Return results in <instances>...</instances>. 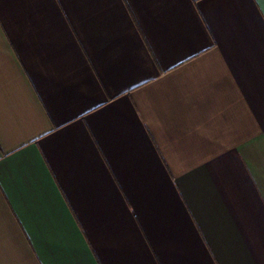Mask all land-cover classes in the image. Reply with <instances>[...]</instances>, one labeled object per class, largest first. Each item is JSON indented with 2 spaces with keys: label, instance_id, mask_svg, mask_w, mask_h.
Instances as JSON below:
<instances>
[{
  "label": "crops",
  "instance_id": "crops-1",
  "mask_svg": "<svg viewBox=\"0 0 264 264\" xmlns=\"http://www.w3.org/2000/svg\"><path fill=\"white\" fill-rule=\"evenodd\" d=\"M0 264H264V0H0Z\"/></svg>",
  "mask_w": 264,
  "mask_h": 264
}]
</instances>
